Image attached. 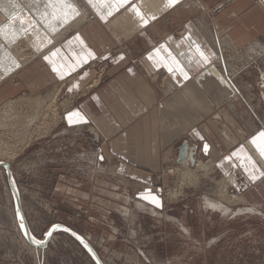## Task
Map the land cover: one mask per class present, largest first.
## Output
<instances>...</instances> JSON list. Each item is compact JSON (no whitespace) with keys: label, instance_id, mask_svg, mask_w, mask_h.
<instances>
[{"label":"crops","instance_id":"obj_1","mask_svg":"<svg viewBox=\"0 0 264 264\" xmlns=\"http://www.w3.org/2000/svg\"><path fill=\"white\" fill-rule=\"evenodd\" d=\"M70 1L88 20L33 67L39 86L56 79L81 95L62 130L92 132L102 160L134 182L186 144L195 157H211L240 205L264 216V0ZM97 63L106 66L102 81ZM70 112L86 122L70 125Z\"/></svg>","mask_w":264,"mask_h":264},{"label":"rangeland","instance_id":"obj_2","mask_svg":"<svg viewBox=\"0 0 264 264\" xmlns=\"http://www.w3.org/2000/svg\"><path fill=\"white\" fill-rule=\"evenodd\" d=\"M1 7L0 26L10 25V34L15 16L6 12L14 11L6 10L3 4ZM81 12L75 9L72 16L60 17L53 42L42 45L34 55L28 54L30 51L24 55L28 47L15 48L19 39L13 33L11 41L0 36L4 47V51L0 48L3 51L0 74L7 78L1 82L4 86L0 89V108L5 98V102L23 99L15 106L11 118L22 121L23 125L28 121V113L35 111L32 124L23 128L27 133L24 140L29 141L23 149L19 148L16 135L7 132L6 125L0 126V146L10 141L19 148L14 157L0 156V162L10 166L32 235L43 241L53 225H65L88 241L102 264H264V216L239 212L244 207L239 203L222 202L224 210L209 206L208 199L219 202L216 190L218 185L226 183L217 175L211 157L194 156V163L187 164L193 177H184L182 162L189 156L179 162L180 150H177L150 175L140 171L142 179L134 182L129 173L117 174L112 162L102 160L92 132L79 134L77 126L62 130L68 126L66 113L78 106L81 95L66 85L56 86V79L39 86L34 74L42 66L40 55L60 41L56 40L57 35L71 27ZM27 14L18 13L16 16L21 17L18 21L35 26V14ZM43 30L49 34L46 28ZM34 47L31 50L39 46ZM102 64H95L99 81L107 78L106 66ZM34 66L37 68L33 71ZM28 69L33 71L32 75L24 73ZM9 85L12 88L5 93L4 87ZM56 89L59 91L54 115L47 110L46 97ZM36 98H39L37 102L46 100L43 107H31ZM84 158L91 160L87 168L83 167ZM197 160L212 164L209 172L195 170ZM228 191L233 194L230 188ZM138 202L145 203L150 210L138 209ZM153 207L159 214L151 211ZM20 222L6 169L0 166V264H98L77 239L63 230L55 231L44 248L31 245L23 235Z\"/></svg>","mask_w":264,"mask_h":264},{"label":"bare ground","instance_id":"obj_3","mask_svg":"<svg viewBox=\"0 0 264 264\" xmlns=\"http://www.w3.org/2000/svg\"><path fill=\"white\" fill-rule=\"evenodd\" d=\"M38 3L39 2H34V0H3L2 2L0 0V7H1V4H3V5H6L7 6L6 7L7 8L6 10L9 9V11H14V13L13 12H9V13L6 12V13L8 15H10V16H15L13 18V19H15V21L12 22V23H15V24H13L11 26V33H13V35H14L15 38H18L19 39V41L16 42V44H15V48H17L19 46L20 48H26L27 49V47H28V50L26 51V53H24V55H26L29 51H30V53H28V54H33L34 55L35 53H37V51L40 50V47L42 45L45 46L48 42L49 43H52L53 42L52 35L56 36V34L54 33V31L57 30V27H58V25L60 23V21H59L60 20V17H63L64 18L65 16H72L73 13H74V10H75V7H74L75 6L74 5L75 3L73 1L68 2V0H45V3L43 1L40 2V4H38ZM46 4L49 5L48 10L45 8L46 7ZM69 4L72 5L73 7L72 8L67 7V5H69ZM193 4H194V2H193ZM19 9H21L23 11H21ZM15 10H16V12H15ZM82 11H83L82 14H80V16H78L79 19H77V21H75V23L71 27L66 28V30H64L62 33H59L57 35V37H56V40H59L60 38L63 37V35L67 34V33H65V31H67L69 29H72V28H77V27H79V25H81L83 22H85L87 20L86 19L88 17L87 11L85 9H82ZM3 12H4V10H3ZM20 12H23L25 14H27L29 12L32 15L35 14V17H36V25L32 27L31 25H28L26 22L24 23L23 21H18V20H21L20 19L21 17L16 16V15L18 13L20 14ZM29 13L27 15H29ZM22 20H23V18H22ZM40 21L42 22V24H41ZM1 23H2V15H0V24ZM45 28H46V30H47V32L49 34H47L46 32H44L43 29H45ZM9 32H10V25H4V26L1 25L0 26V36L3 39L5 38L4 40H10L11 41L12 38L14 39V37L12 36V34L11 33L9 34ZM8 35H10V36H8ZM1 42H0V48H2L3 51H4V47L2 46ZM12 43L13 42H10V44H12ZM6 44H7V42H6ZM34 46H36V47L39 46V47L36 48L35 50L34 49L31 50ZM6 49H7V47H6ZM3 51H0V55L3 53ZM20 54H22V52ZM29 59H26V60H29ZM12 61H13V59H12ZM0 67L3 68L2 66H0ZM3 75L4 74H0V84H1V82L5 81L7 79L5 77H4L5 79L2 78ZM211 87H212V85H211ZM58 91L59 90L56 89L55 93L52 92V93H50L46 97L47 98V101L49 102V104L47 105V107H48L47 110L51 114H54V115L56 114V110H55L56 100H55V98H56V95H57V92ZM1 98L2 97H0V99ZM38 99L39 98H36L32 102V106L31 107H34V109L38 108V106L43 107L42 105H44V103H46V100L45 101L44 100H39L37 102L36 100H38ZM22 100L23 99H18V100H15V101L6 100V102L3 100L4 102L3 101L1 102V104H3V105L0 108V126L6 125L7 126L6 131L7 132L8 131L12 132L13 137L16 135V137H17L16 141H19L18 143L20 144V145H18V146H20L19 148H22L23 146H25V144H27L29 142L28 140H24L25 139L24 137H26L25 135H27V133H25V130H23V128H26L29 124H32V121L34 119L33 117L35 116V114H34L35 111H32V113H30V114L28 112H26V113H28V117H27L28 118V121H26L25 125L22 124V121H16V120H12L11 119L12 116L15 114L14 111H16L15 110V106L17 105L18 102H21ZM28 107H30V106H28ZM41 114H43V113H41ZM47 115H49V113ZM21 116L23 117V115H21ZM28 131L29 130H27L26 132H28ZM1 137H0V139H1ZM9 142L10 141L3 142L2 146H0V156L1 157L3 155L4 156H7V157H14L17 154V151L19 150V148L17 146H13V144H11ZM191 149H188L187 156H189V158L188 159L186 158L185 160H183L184 162H182V166L185 167L184 168L185 170H182V176H184V177L187 176V175H189L190 177L192 176L191 175L192 172L189 171L190 169H188L189 167L187 165L188 163L192 164L191 161H190V158L192 156L191 154H193V152H192L193 149L192 150ZM207 155H209V154H207ZM194 167H195V170H198V171H202L204 173H207L211 169L212 164H208L206 162H201L200 160H197V162H196V164H195ZM218 187L219 188L216 190V194L215 195H216V198L219 199V202H221V203L222 202H226L227 204H230V205H233V204L235 205V204H238V203H242L243 202L244 199L242 198V196H238V195H236L234 193L233 194H230V192L228 191V183H222V184H220V186L218 185ZM171 196H174V195L172 194ZM210 203H209V206H211L213 208L219 209L218 208V204L213 203L212 201H210ZM137 204H138V209H145V208L147 210L149 209L148 208L149 206H147L143 202H138ZM151 211L154 214H159L155 209H152L151 208ZM225 213L226 212H224V214ZM171 220H173V219L171 218ZM182 228L185 231V233L188 234L187 229L185 227H183V226H182Z\"/></svg>","mask_w":264,"mask_h":264},{"label":"water","instance_id":"obj_4","mask_svg":"<svg viewBox=\"0 0 264 264\" xmlns=\"http://www.w3.org/2000/svg\"><path fill=\"white\" fill-rule=\"evenodd\" d=\"M187 154H188V146L186 144L182 145V147L180 148V153H179V157H178V161H182L183 159H185L187 157ZM194 155L192 154L191 158H190V161L191 163L193 164L194 163ZM0 166H3L5 169H6V173H7V176H8V183H9V187L11 189V192H12V195H13V199H14V202H15V208H16V213H17V216L18 218L20 219V227H21V224L24 225V227L22 228L21 227V230L23 232V235L25 236L26 240L33 246L35 247H39V248H44L46 247V245L48 244V242L50 241L51 239V236L52 234L57 231V230H63L67 233H69L70 235H72L75 239H77V237H80V239H77L80 243H81V240H83V243H81L84 247L85 245H87V247H85L90 253L91 255L94 257L95 261L98 263V264H102L101 261L98 259V256L96 255L94 249L92 248V246L88 243V241L83 237L81 236L80 234L76 233L75 231L71 230L70 228H68L67 226L65 225H62V224H55L53 225L49 231L47 233H51L49 236H45V239L42 241L43 244L42 246H38L34 243H32V237H34L30 231V228L27 224V221H26V218L24 216V213L22 211V207H21V202H20V196H19V193H18V190L16 188V185L13 183V180H12V174H11V171H10V166L8 165V163H5V162H0ZM208 200H211L213 203H216L218 204V208L219 209H226L222 203L218 202V201H215L214 199H208ZM239 212H250V213H258L260 215H263L260 211L256 210L255 208L253 207H243L241 209H239ZM73 233L75 235H73Z\"/></svg>","mask_w":264,"mask_h":264},{"label":"snow or ice","instance_id":"obj_5","mask_svg":"<svg viewBox=\"0 0 264 264\" xmlns=\"http://www.w3.org/2000/svg\"><path fill=\"white\" fill-rule=\"evenodd\" d=\"M90 3H93V0H89ZM96 3H99V4H103L104 3V0H95ZM118 4L120 7H123L126 3H128V0H117ZM176 0H166V4L167 5H171L173 3H175ZM93 6H95V4H93ZM67 7L69 8H72L73 6L72 5H67ZM132 11L136 12V14L138 16L141 15V13L139 12V10L136 8L135 5H132V8H131ZM110 14V13H109ZM142 18V17H141ZM144 23H147V21H144ZM197 52L200 53V56L202 58V60L206 63L207 62V57L204 56V54L202 52H200V49L197 47ZM89 55H91V53H89ZM47 59V57L45 58ZM55 71V69H53ZM171 71V69H169ZM185 79H187V76L185 74ZM67 120H68V123L71 125V124H79V123H85L86 121L84 120V117L80 115L79 112H70L67 116ZM259 139L261 140H264V132H261L259 133ZM257 141V138H253V143L255 144ZM205 149H207V145H205ZM260 151H261V154L264 155V147H261L260 148ZM255 179V177H253ZM21 227L23 228L24 225L21 224ZM51 233H46L45 236H49ZM73 235H75L73 233ZM77 239H80V237H77ZM32 243L38 245V246H42L43 242L36 239L35 237H32ZM81 243H83V240H81ZM85 247H87V245H85Z\"/></svg>","mask_w":264,"mask_h":264},{"label":"built area","instance_id":"obj_6","mask_svg":"<svg viewBox=\"0 0 264 264\" xmlns=\"http://www.w3.org/2000/svg\"><path fill=\"white\" fill-rule=\"evenodd\" d=\"M258 1V0H257Z\"/></svg>","mask_w":264,"mask_h":264}]
</instances>
